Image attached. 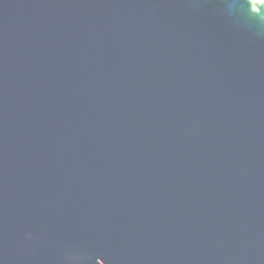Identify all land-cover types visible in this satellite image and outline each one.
<instances>
[{
  "label": "water",
  "instance_id": "obj_1",
  "mask_svg": "<svg viewBox=\"0 0 264 264\" xmlns=\"http://www.w3.org/2000/svg\"><path fill=\"white\" fill-rule=\"evenodd\" d=\"M0 264H264V0H0Z\"/></svg>",
  "mask_w": 264,
  "mask_h": 264
},
{
  "label": "rangeland",
  "instance_id": "obj_2",
  "mask_svg": "<svg viewBox=\"0 0 264 264\" xmlns=\"http://www.w3.org/2000/svg\"><path fill=\"white\" fill-rule=\"evenodd\" d=\"M254 1H260V0H254Z\"/></svg>",
  "mask_w": 264,
  "mask_h": 264
}]
</instances>
